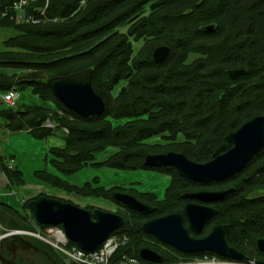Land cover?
Instances as JSON below:
<instances>
[{
    "label": "trees",
    "instance_id": "trees-1",
    "mask_svg": "<svg viewBox=\"0 0 264 264\" xmlns=\"http://www.w3.org/2000/svg\"><path fill=\"white\" fill-rule=\"evenodd\" d=\"M147 5L150 12L141 16ZM77 6L78 0H48L47 16L57 18L55 22H0V26L18 32L2 42L8 49L0 51V90L13 85L19 92L30 88L31 94L54 103L62 112L61 116L55 114V120L57 127L64 125L68 130L64 146L48 150L50 164L60 175L69 176L90 165L123 171L152 169L170 175V181L162 199L133 193L155 206L152 213L141 214L113 199V192L120 187L93 186L97 177L83 185L46 169L35 170L33 177L78 195L110 199L127 210L121 215L123 224L113 233L127 234L129 242L119 247L111 262L122 254L141 259L139 250L156 239L141 228L142 222L182 212L186 190L234 187L215 202L217 211L205 230L212 223H222L231 246L237 247L239 242L255 245L258 238H264V146L240 171L206 182L182 177L171 166L144 165L143 160L147 154L173 150L193 161L206 162L227 133L256 115H264V0H90L82 10ZM133 20L126 33L115 30ZM209 24L214 28L204 29ZM129 36L146 40L134 56ZM158 45L169 47L161 62L152 59ZM190 54L195 57L186 63ZM89 67L93 89L105 106L100 114L80 116L53 95L46 80ZM3 68L28 72L16 78V72ZM232 68H244L245 73L229 78L227 70ZM121 80L126 84L113 95ZM53 113L39 104L22 103L15 110L0 108L9 131L28 130L36 139L54 132L53 127L44 125ZM110 119L125 121L113 125ZM162 133L172 139L182 134L185 139L170 146L143 142ZM107 147L117 150L105 160L94 161V153ZM3 168L11 183H24L20 169ZM0 208L25 219L11 206L1 204ZM167 255L162 256L165 259Z\"/></svg>",
    "mask_w": 264,
    "mask_h": 264
},
{
    "label": "water",
    "instance_id": "water-1",
    "mask_svg": "<svg viewBox=\"0 0 264 264\" xmlns=\"http://www.w3.org/2000/svg\"><path fill=\"white\" fill-rule=\"evenodd\" d=\"M214 24L204 27L212 30ZM169 54L167 45H158L152 51L155 62L163 61ZM92 68H84L63 76H51L46 80L53 95L68 109L80 116L100 114L104 110L103 98L93 89ZM245 73L244 68L227 70L229 78L235 79ZM264 146V115H256L245 121L239 128L227 133L206 162H196L185 154L169 150L147 154L143 163L147 166H171L178 174L197 182L223 179L241 170ZM233 188L221 190L187 191L186 198L197 199L203 204L188 202L183 214L190 229L199 232L205 222L215 213L216 208L205 203L224 198ZM113 199L141 214L152 213L154 206L137 199L133 194L114 191ZM36 222L41 225H60L68 239L83 250L99 246L114 230L123 224L117 213L100 208L93 210L79 207L61 199L39 195L28 202ZM142 229L160 242L185 253L211 251L221 256L243 259L245 256L235 247L228 245L224 238L225 226L215 225L202 238L189 235L183 224L180 212H171L142 223ZM256 245L264 252V239L258 238ZM139 256L147 261L160 262L162 255L155 250L143 247ZM264 264V260L259 261Z\"/></svg>",
    "mask_w": 264,
    "mask_h": 264
},
{
    "label": "rangeland",
    "instance_id": "rangeland-1",
    "mask_svg": "<svg viewBox=\"0 0 264 264\" xmlns=\"http://www.w3.org/2000/svg\"><path fill=\"white\" fill-rule=\"evenodd\" d=\"M44 1L45 0H38L39 3H42ZM85 7L81 8L77 6V10H82ZM149 12L150 9L149 6L147 5L144 11L142 12L141 16L146 15ZM56 20L58 19L51 18V21H47L45 23L55 22ZM134 21L135 20L127 22L126 24L119 25L115 28V30L121 33H126ZM45 23H41V24H45ZM33 25H39V24H33ZM6 30L7 29H0V51L8 49V48H4L3 46L2 41L4 39L14 36V34L15 35L18 34V32H16L15 29H14L15 33L12 29H10L11 33H9ZM128 39L132 46V56H134L137 53V51L144 45L146 41L144 37H140L136 39L133 36H129ZM11 50L21 51L18 48H11ZM194 57H195L194 54H190L186 58V63L192 61ZM3 70L9 73L16 72L15 73L16 78L28 72L22 70H15L12 68H3ZM125 84H126V80H121L119 83H117L112 90V94L116 95L118 91L121 89V87L124 86ZM30 90L31 89L29 88L23 92H20L17 105H20L22 103L39 104L51 108V110L53 112L55 111L56 113H53L51 117L47 118L44 122V125L48 127H53L54 132L52 133V135H50L47 138L36 139L33 138L28 133V130H21L14 132L9 131L5 127L4 119L0 117V156H3V158L0 159V205L6 204L8 206H11L14 210H16L17 214L25 218L22 220L18 216L11 214V212H9L8 210L0 208V234L8 232L9 231L8 229H12V230L29 229L33 231H39L40 234L45 235L46 234L45 229H48L47 227H49L50 225H45L41 227L39 224H36V220H34L35 218L32 216V213L29 211L27 207V202L33 199V197L35 198V196L37 197L39 195H45L47 197L61 199L63 201L71 202L79 207L89 210H93L94 208H100L106 211L117 213L120 216L125 214L127 211L125 210V208H123L122 206H120L119 204H117L116 202L110 199L93 197V196H82L72 192H68L62 188L54 187L50 184L44 183L39 179L33 177V172L39 169H46L48 172L58 175L62 179L64 178L72 184L83 185V183H85L86 181H91L94 177H97L98 182L94 183L93 186H103L105 188H113L114 186H117L120 187L121 190H116V191H122L130 194L137 193L136 195L138 197H142L138 194H147V195L153 194V196H155L157 200L163 198L164 191L169 184L171 176L157 170L137 169L135 171H123L109 167H101L96 169L88 165L82 168L79 172H76L72 175L65 177L60 175L55 170V168L50 164V158L52 156L50 155L48 150L54 146L56 147L64 146V137L66 136L68 130L64 125H60L59 127H57L56 126L57 123L55 120V114H57V116H61L62 112L56 107L54 103L45 102L43 100L38 99L36 96L31 94ZM16 108H14L13 110H15ZM2 109H11V108L3 107ZM110 121L113 125H118L120 123H123L125 120L110 119ZM168 135H169L168 133L157 134L144 139L143 142L149 144H158L159 146L160 145L170 146V144L172 143L182 142L185 139L182 134H176L174 139H172ZM116 150L117 149L114 147H107L103 150L97 151L93 155L94 156L93 160L94 161L105 160L109 155L114 153ZM166 151L169 150H165V151L161 150L159 152H166ZM11 159L13 160L12 163H10ZM5 165L10 169L18 168L23 172L24 183L22 185L13 184L8 180V178L4 173L3 166ZM133 195L135 196V194ZM156 217H160V216H156ZM22 221H24L26 224L23 223ZM111 234L116 235V237H118V239L120 240L123 239L124 236L125 237L128 236L125 233L117 234L112 232ZM13 236L16 235L7 236L0 241V264H8L7 263L8 260L6 259L11 257V252L10 250H8L6 246V242L12 240ZM17 236H21L30 240V242L36 245L39 249L45 248L49 252L52 251L55 254V256L62 261L63 264H88L79 261L75 262L65 252L57 249L56 247H54V245H48L44 243L43 241H41L36 237L30 235L29 236L23 235V234L22 235L18 234ZM249 245L250 244L246 242H242V243L239 242L237 248L242 249L249 256H255V258L259 259L258 261L264 260V254H258V252H256L255 249H252V247H250ZM144 246L150 247L151 249L155 250L161 255L168 254L167 258L165 259L162 256V259L163 261L165 260V262L174 264L175 262H181L182 260H184V258L182 257L183 255L179 256L177 253L176 255H174V253H172L168 248H164L162 245L157 243L154 244L152 241L145 242ZM64 248L66 249L70 247L69 245L67 246L64 245ZM16 252H17L16 253L17 256L15 258V262H18L20 264H47L43 259L40 250L37 251L32 248L30 249L26 247L25 250L20 248L17 249ZM127 257L128 256H126L125 258ZM129 257L127 259H129ZM208 257L206 259L209 264L212 263L217 264V262L212 261V258L210 257L208 258ZM199 258H204V256H201ZM119 259L121 260L120 256L114 262L116 263L119 262L118 261ZM188 261L192 263L197 262V257L188 258Z\"/></svg>",
    "mask_w": 264,
    "mask_h": 264
},
{
    "label": "built area",
    "instance_id": "built-area-1",
    "mask_svg": "<svg viewBox=\"0 0 264 264\" xmlns=\"http://www.w3.org/2000/svg\"><path fill=\"white\" fill-rule=\"evenodd\" d=\"M88 1L89 0H78V6L83 8L87 5ZM47 5L48 0L42 3H39L38 0H0V22L41 24L51 21V18L47 16ZM18 98L19 91L14 85L6 90H0V108H16L18 106ZM12 162L13 160L11 159L10 163ZM47 228L48 229H45V235L40 234L39 231L29 229H8V232L0 234V241L10 235H30L40 239L48 245H54L57 249L68 254L75 262L79 261L88 264H172L165 262V260L163 261V259L160 262L147 261L142 258L129 257L128 254L120 255L121 260L119 259L117 263L111 262L116 250L128 243V236H124V238L120 240L116 235L110 234L96 248L92 250H83L75 243H71L60 225H50ZM64 245H69L70 248L65 249ZM126 256H128L129 259H127L128 257L125 258ZM201 256H204V258H199ZM208 256L212 258L213 262H217V264H262L255 256L246 255L243 259H235L216 254L183 255L182 257L184 260L175 262L174 264H209L206 259ZM192 257H197V262L192 263L188 261V258Z\"/></svg>",
    "mask_w": 264,
    "mask_h": 264
},
{
    "label": "flooded vegetation",
    "instance_id": "flooded-vegetation-1",
    "mask_svg": "<svg viewBox=\"0 0 264 264\" xmlns=\"http://www.w3.org/2000/svg\"><path fill=\"white\" fill-rule=\"evenodd\" d=\"M245 167V166H244ZM243 167V168H244ZM242 168V169H243ZM240 171V170H239ZM227 188H231V187H225V188H222V189H227ZM233 188V190H234V187H232ZM198 190H221V189H196V190H189V191H191V192H193V191H198ZM185 192H187V191H185ZM232 192V191H231ZM231 192H229V193H231ZM184 193V192H183ZM228 193V194H229ZM228 194H226V195H228ZM225 195V196H226ZM182 196L186 199L185 201H184V204H183V208H184V205L186 204V203H188V202H196V203H200V204H203V202H201V201H199V200H197V199H191V198H186L183 194H182ZM225 196H224V198H225ZM224 198H222V199H220V200H223ZM140 200V199H139ZM220 200H217V201H214V202H210V203H205V204H207V205H210V206H213L214 208H216L215 207V202H218V201H220ZM142 201V200H141ZM143 202V201H142ZM144 203H146V202H144ZM146 204H148V203H146ZM150 205V204H149ZM151 206H153V205H151ZM155 207V206H154ZM183 208H182V212H180V213H182V215H183V219H185V217H184V214H183ZM216 211H217V208H216ZM215 215V214H214ZM213 215V216H214ZM212 216V217H213ZM211 217V218H212ZM210 218V219H211ZM209 219V220H210ZM186 220V219H185ZM209 220H207L206 222H205V224H204V226H203V228L201 229V231H199V232H194L193 230H191L190 229V226H189V224H188V222H187V220H186V223L183 221V224H184V226L187 228V230H188V233H189V235H191L192 237H195V238H202V237H204V236H206L210 231H211V229L215 226V225H224L225 226V231H226V225L225 224H222V223H212L211 225H210V227H209V229H207V230H205V225L207 224V222L209 221ZM147 221V220H146ZM145 222V221H144ZM142 225V224H141ZM142 228V227H141ZM224 238H225V233H224ZM264 239V238H263ZM225 241H226V243L229 245V243H228V241L226 240V238H225ZM153 242V241H152ZM153 243H157V244H160V245H162L164 248H168L172 253H174V255H176V252L175 251H173L172 249H170L169 248V246L168 245H166V244H164V243H162V242H160L157 238L155 239V241L153 242ZM250 245V247H252V249H255V251L256 252H258V254H264V252H261L259 249H258V247H257V245H256V243H255V245H252L251 243H249ZM6 246H7V248L10 250V252H11V257L10 258H8V259H6V260H8V264H20V263H18V262H15V258H16V250L17 249H20V248H22L23 250H25L26 249V247H30V248H32V249H34V250H40V251H42V248L41 249H39L36 245H34V244H32V242H30L28 239H26V238H24V237H21V236H13V238H12V240H10L9 242H7L6 243ZM146 247V246H145ZM143 248V247H142ZM148 248H150V247H148ZM236 249L239 251V252H242L243 254H244V256H246L247 254L242 250V249H239V248H237L236 247ZM176 250V249H175ZM178 251V250H177ZM254 251V250H253ZM254 251V252H255ZM178 252H180V251H178ZM181 254H178V255H202V254H216V253H214V252H211V251H202V252H195V253H185V252H180ZM216 255H218V254H216ZM221 256V255H220ZM225 257H227V256H225ZM12 260V261H11ZM60 264V263H59Z\"/></svg>",
    "mask_w": 264,
    "mask_h": 264
},
{
    "label": "crops",
    "instance_id": "crops-1",
    "mask_svg": "<svg viewBox=\"0 0 264 264\" xmlns=\"http://www.w3.org/2000/svg\"><path fill=\"white\" fill-rule=\"evenodd\" d=\"M0 29H7L6 31H8L9 33H11V31H10V29H12L13 31H14V33H15V30L13 29V28H10V27H4V26H0ZM17 32V31H16ZM15 35V34H14ZM5 40V39H4ZM3 40V41H4ZM2 41V42H3ZM23 92V91H22ZM19 94H20V92H19ZM27 104V103H26ZM30 241V240H29ZM30 248V247H29ZM31 249V248H30ZM41 253V255L43 256V259L45 260V262L47 263V264H52V263H54V264H59V260L57 259V257L55 256V254L52 252V251H48V250H46L45 248H42V251L40 252ZM141 258V257H140ZM43 260V261H44ZM61 264V263H60Z\"/></svg>",
    "mask_w": 264,
    "mask_h": 264
}]
</instances>
